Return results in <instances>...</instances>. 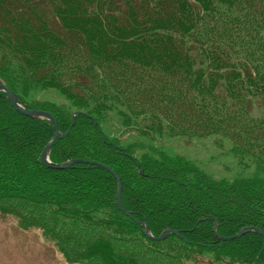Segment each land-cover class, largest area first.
<instances>
[{
    "label": "trees",
    "instance_id": "obj_1",
    "mask_svg": "<svg viewBox=\"0 0 264 264\" xmlns=\"http://www.w3.org/2000/svg\"><path fill=\"white\" fill-rule=\"evenodd\" d=\"M0 83L53 116L62 136L49 160L72 162L45 165L52 121L0 90V213L67 262L187 264L211 252L264 264L262 236H236L264 232V0H0ZM47 88L68 104L35 97ZM119 107L143 134L226 137L254 173L217 179L157 149L137 158V143L101 127ZM165 230L179 234L159 239Z\"/></svg>",
    "mask_w": 264,
    "mask_h": 264
},
{
    "label": "rangeland",
    "instance_id": "obj_2",
    "mask_svg": "<svg viewBox=\"0 0 264 264\" xmlns=\"http://www.w3.org/2000/svg\"><path fill=\"white\" fill-rule=\"evenodd\" d=\"M34 95L37 98L54 101L58 104H68V101L55 89H40ZM120 108L110 111L107 117L101 121V127L110 138H117L121 146L137 143L138 146L134 150V155L137 158L157 149L163 150L169 155H181L195 162L205 172L217 179L233 181L238 177H250L254 173L255 165L247 159L240 161L233 153L231 143L226 137L219 135L187 137L154 133L143 134L138 130V127H141L143 123L140 118L132 120L131 126L122 124L118 114ZM153 154L155 155V153ZM118 184L120 185V178ZM0 264L79 263L67 262L54 242L43 236L40 230L22 228L16 217L0 213ZM187 264L227 263L215 262L211 252H203L194 261H187Z\"/></svg>",
    "mask_w": 264,
    "mask_h": 264
},
{
    "label": "water",
    "instance_id": "obj_3",
    "mask_svg": "<svg viewBox=\"0 0 264 264\" xmlns=\"http://www.w3.org/2000/svg\"><path fill=\"white\" fill-rule=\"evenodd\" d=\"M0 90H2V91H6V93H7V95H8V99H9L11 105H12L13 107H15L16 109H18L19 111H21L22 113H24V114H26V115H28V116H32V117H37V118H47V119H49V120L52 121V123H53V125H54V136H53V138L50 140V142H49V143L43 148V150H42V152H41V160H42V162H43L45 165L49 166V167L60 168V169H61V168H65V167H67L70 163H72V162H70V161H67V162H64V163H61V164H54V163L50 162V160H49V149H50V147H51L52 142L55 140V138L62 136V134L59 132V129H58L57 124H56V121H55V119L53 118V116H52L50 113L46 112V111L35 110V109H25V108L21 105L18 96H17L15 93H13L12 91L8 90V88H7L6 86H4L3 84H1V83H0ZM75 161H82V160H75ZM83 162H84V161H83ZM88 163L98 164V165H100V166H102V167H104V168L110 170L111 172H113L109 167H107L106 165H104V164H102V163H98V162H96V161H90V162H88ZM113 173H114V172H113ZM116 178H117V181L119 182V177L116 176ZM120 197H121V186L119 185V188H118V191H117V194H116V203H117L118 208H119L120 210H122V206H121V198H120ZM127 214H128V213H127ZM253 230H254V231H257V232L262 236L263 246H264V232H262L261 230H259V229L256 228V227H248V228H244V229H242L240 232H238V233L236 234V236H238V235H240V234H242V233H244V232H247V231H253ZM174 232H175L176 234H179V232H176V231H174V230H165V231H163V232L160 234V236H159L158 238H159V239H162V238H164L166 235H168L169 233H174ZM144 233H145L146 235H148L149 237L152 238V236H151V234H150V232L148 231L147 228L144 230ZM227 239H228V238H227Z\"/></svg>",
    "mask_w": 264,
    "mask_h": 264
}]
</instances>
